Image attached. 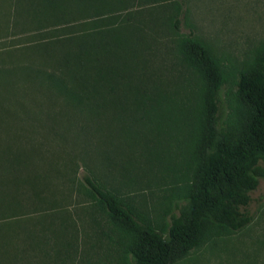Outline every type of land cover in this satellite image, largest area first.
Segmentation results:
<instances>
[{
    "label": "trees",
    "instance_id": "16d2710c",
    "mask_svg": "<svg viewBox=\"0 0 264 264\" xmlns=\"http://www.w3.org/2000/svg\"><path fill=\"white\" fill-rule=\"evenodd\" d=\"M18 1L15 15L27 22L31 38L0 47V264H92L88 254L96 243L86 231H99L102 222L86 204L80 209L89 223L81 224L60 196V186L68 190L75 182L65 168L70 158L61 153L76 152L96 165L93 139L104 129L95 116L109 101L119 102L117 111L132 120L158 123L167 104L165 117L191 121L194 162L166 237L139 225L118 195L119 183L137 191V176H128L127 185L118 172L114 180L90 166L86 195L126 237L129 257L118 264H176L213 230L248 226L251 217L241 208L264 178V40L240 73L232 121L219 131L216 93L225 77L209 47L192 37L181 40L180 52L197 75L188 85L164 78L150 59L151 35L139 8L158 0ZM127 35L136 45L128 47L135 56L125 59L118 50ZM172 85L175 91H155ZM59 123L71 125L63 131ZM102 181L116 186L106 189ZM226 243V264H264V236L230 248Z\"/></svg>",
    "mask_w": 264,
    "mask_h": 264
},
{
    "label": "rangeland",
    "instance_id": "374dc122",
    "mask_svg": "<svg viewBox=\"0 0 264 264\" xmlns=\"http://www.w3.org/2000/svg\"><path fill=\"white\" fill-rule=\"evenodd\" d=\"M18 2L0 0V47L12 46L16 41L31 38L30 33L25 31L27 22L24 23L19 14L15 15ZM139 9L146 17L147 33L151 35L150 59L160 67V73L169 81L188 85L197 77L180 52L183 38L198 39L209 47L225 77L216 93V127L219 131H225L233 118L234 95L240 73L252 61L255 49L264 40V0H158ZM15 33L18 35H13ZM125 33L129 34V30H125ZM124 42L123 48L118 50L121 57L128 59L135 56L133 49L128 47L136 45V42L131 41L129 35ZM136 52L142 54V44ZM165 88H157L155 91L167 88L175 91L174 85ZM120 105L117 101L105 102L96 114L95 118L102 124L100 128L104 129V133L101 135L98 131L99 136L93 139L92 156L95 157L91 158L101 172L105 171L109 175L108 178L115 180V173L118 172L119 181L124 178L122 182L127 185L128 176L140 179L141 187L137 191L119 183L118 195L133 210L134 219L139 225H150L166 237L167 231L164 228L170 224L171 215L178 213V208L184 203L183 193L192 178L194 162L187 142L191 121L179 123L173 117H165L169 107L166 104L164 116L158 123L134 119L135 122L117 111ZM64 121L69 120H60ZM70 125L59 123L63 131ZM61 155L70 158V164L65 165V168L68 174H75V182L68 190L60 186V196L66 198V203H72L69 210L77 219L83 220L81 224L89 223L88 213L80 209L87 205L92 206L93 215L102 222L99 231H86L91 241L96 243L88 254L90 262L118 264L128 259L125 234L115 228L107 215L86 195L87 185L83 178L95 166L83 160L76 152L65 151ZM95 178L99 180L100 176L96 175ZM60 182L66 183L65 179ZM102 184L106 189L112 185L111 182L103 181ZM249 194V204L241 208L245 216L251 217L244 230L215 229L207 235L202 245L176 264H226V260L231 262V258L227 251L221 252L224 242L230 248L239 242V245L245 241L252 243L257 240V236H264L263 177H259L258 186ZM99 239L101 244L98 243Z\"/></svg>",
    "mask_w": 264,
    "mask_h": 264
}]
</instances>
